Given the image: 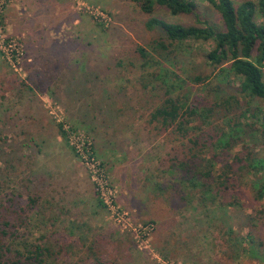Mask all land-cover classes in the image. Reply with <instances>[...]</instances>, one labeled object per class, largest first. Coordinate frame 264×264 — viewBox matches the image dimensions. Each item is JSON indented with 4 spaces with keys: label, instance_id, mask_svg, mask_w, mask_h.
<instances>
[{
    "label": "rangeland",
    "instance_id": "rangeland-1",
    "mask_svg": "<svg viewBox=\"0 0 264 264\" xmlns=\"http://www.w3.org/2000/svg\"><path fill=\"white\" fill-rule=\"evenodd\" d=\"M196 3L193 14L156 7L151 16L223 30L219 13L206 0ZM151 16L129 0H0V245L7 258L48 243L55 256L47 264H92L82 246L96 240L104 264H264V198L255 189L264 170L237 172L211 203L202 189L181 184L178 160L190 156L188 139L150 122L162 80L178 83L179 94L190 91L204 106L225 100L255 112L241 119L250 126L230 153L264 160V101L245 98L237 81L218 85L206 59L212 41L182 42L168 59L161 53L162 62L151 51L160 33L145 27ZM138 48L149 55L146 65ZM225 119L192 123L191 136L210 144ZM100 186L109 207L98 204Z\"/></svg>",
    "mask_w": 264,
    "mask_h": 264
},
{
    "label": "trees",
    "instance_id": "trees-1",
    "mask_svg": "<svg viewBox=\"0 0 264 264\" xmlns=\"http://www.w3.org/2000/svg\"><path fill=\"white\" fill-rule=\"evenodd\" d=\"M136 4L140 11L151 16L156 7H161L172 16L189 15L196 11V0H129ZM220 15L223 30H218L208 23L203 27L183 26L169 23L156 17H150L145 27L149 31L160 33L154 40L151 51L159 55L163 62L173 54L174 46L185 41H212L214 47L208 52L206 59L213 70V77L218 85L238 82V89L245 98H257L264 101V0H206ZM262 19L258 22V19ZM138 54L146 65L149 55L144 48H138ZM161 53H165V59ZM155 62V58L150 56ZM159 61V60H158ZM164 71L163 68H161ZM162 80L163 99L158 108L151 114V124H155L161 131L171 132L181 139H188L192 147L188 148L189 157L178 160L182 176L181 184L191 190L202 189V196L210 198L214 203L221 190L225 193L232 177L240 176L242 170L254 171L257 174L264 170V160L254 155L231 154V149L241 141V131L249 128L241 119L251 110L244 111L230 106L229 102L220 100L207 105L191 97L190 91L178 93L174 82ZM197 85L205 82L202 77L193 78ZM178 88V83L176 84ZM183 89V88H182ZM236 103L237 100H236ZM252 119L256 113L251 112ZM213 116L218 120L225 119L223 128L216 136L209 135L210 144L206 139L201 142V135L191 136L190 125L209 121ZM197 127V126H196ZM61 129V128H60ZM63 136V135H62ZM203 139V138H202ZM198 148L199 150H197ZM202 152L201 154H197ZM205 154L199 162L195 161L199 155ZM209 155V156H208ZM208 158H205L207 157ZM219 168L214 174L215 166ZM256 195L264 198V176H260L255 184ZM201 191V190H200ZM202 197V198H203ZM205 198V199H207ZM204 199V198H203ZM33 207L35 200L30 199ZM100 207H105L101 200ZM80 243L85 241L79 238ZM98 242L93 240L82 247L86 250L85 261L93 260L92 264H104L101 253L95 252ZM9 249L0 245V264H47L55 256L48 243L32 245L31 250L24 254L16 253L9 259L6 252ZM98 251V249H97Z\"/></svg>",
    "mask_w": 264,
    "mask_h": 264
},
{
    "label": "built area",
    "instance_id": "built-area-1",
    "mask_svg": "<svg viewBox=\"0 0 264 264\" xmlns=\"http://www.w3.org/2000/svg\"><path fill=\"white\" fill-rule=\"evenodd\" d=\"M92 166H93V164H92ZM95 166H93V168H94ZM98 170V169H97ZM99 171V170H98ZM97 171V172H98ZM99 190H100V196H101V202L103 203V205L105 206V207H109L110 206V203L111 202H109L108 201V199H109V197H104L103 196V188L100 186L99 187ZM107 191V193H109L108 195H111V191L109 190V189H107L106 190ZM122 218H123V216L122 215H119L118 213H116V214H114V220L118 223V224H120V227L121 228H126V226L123 224V222H122ZM149 226H151L152 227V225L151 224H148V225H146V226H144L143 227V230H146L147 228H149Z\"/></svg>",
    "mask_w": 264,
    "mask_h": 264
}]
</instances>
